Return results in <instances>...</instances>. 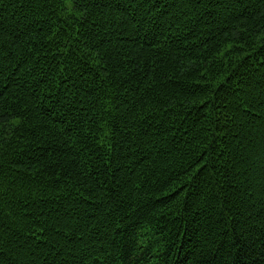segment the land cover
Here are the masks:
<instances>
[{
	"label": "trees",
	"instance_id": "16d2710c",
	"mask_svg": "<svg viewBox=\"0 0 264 264\" xmlns=\"http://www.w3.org/2000/svg\"><path fill=\"white\" fill-rule=\"evenodd\" d=\"M0 264H264V0H0Z\"/></svg>",
	"mask_w": 264,
	"mask_h": 264
}]
</instances>
